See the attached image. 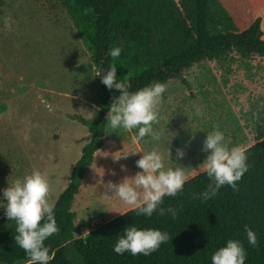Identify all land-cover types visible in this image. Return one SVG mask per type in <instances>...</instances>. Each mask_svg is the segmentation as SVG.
Returning a JSON list of instances; mask_svg holds the SVG:
<instances>
[{
  "label": "trees",
  "instance_id": "16d2710c",
  "mask_svg": "<svg viewBox=\"0 0 264 264\" xmlns=\"http://www.w3.org/2000/svg\"><path fill=\"white\" fill-rule=\"evenodd\" d=\"M59 1L81 36L95 72L116 65L117 77L128 81L129 91L172 79L189 87L188 71L203 60L229 66L235 54L243 59L264 57V0ZM116 46L122 51L113 58L109 49ZM97 82L98 99L91 117L72 116L86 127L89 139L54 202L59 231L44 242L53 255L49 264H211L212 253L228 239L243 243L244 264H264V129L259 125L254 143L245 147L249 168L237 182V191L225 185L207 201L194 198L209 183L202 170L175 197H164L161 206L175 208V219L157 212L137 216L130 208L75 237L73 200L104 143L106 113L119 95L100 76ZM261 99L264 102V92ZM129 224L167 231L170 239L150 255L117 254L113 245ZM245 224L255 230L256 246L248 244ZM14 235V221L0 217V263L28 264Z\"/></svg>",
  "mask_w": 264,
  "mask_h": 264
},
{
  "label": "rangeland",
  "instance_id": "374dc122",
  "mask_svg": "<svg viewBox=\"0 0 264 264\" xmlns=\"http://www.w3.org/2000/svg\"><path fill=\"white\" fill-rule=\"evenodd\" d=\"M5 18L10 26H5ZM234 58L229 66L203 60L188 71L189 87L177 79L168 87L212 98L205 109L220 113L214 120L227 116L230 132L237 124L245 148L254 143L257 126L264 129V57ZM95 74L90 54L59 0H0V188L39 169L48 177L54 204L89 139L86 127L72 116L91 117L99 93ZM171 92L166 100L181 97ZM188 95L193 99L192 92ZM125 132L106 123L104 145L73 200L75 237L129 206L105 195L111 194L105 188L109 181L118 183L138 169L136 157L130 155L135 149L132 137ZM159 149L169 150L168 143Z\"/></svg>",
  "mask_w": 264,
  "mask_h": 264
},
{
  "label": "clouds",
  "instance_id": "9594fccd",
  "mask_svg": "<svg viewBox=\"0 0 264 264\" xmlns=\"http://www.w3.org/2000/svg\"><path fill=\"white\" fill-rule=\"evenodd\" d=\"M4 24L10 26L8 18H5ZM121 51L122 48L116 46L109 49V55L116 58L120 56ZM95 76H100L101 82L108 89L119 91V95L115 96L109 105L106 116V123L110 129L114 131L136 129L132 136L133 143L139 142L145 136H151L154 140L160 139L161 133L153 129V124L157 122L159 104L166 93L165 83L152 81L144 87L129 91L128 81L118 79L116 65L98 69ZM202 151L207 153L203 160V168L209 183L205 190L194 194V198L207 201L214 198L225 185L237 191L239 187L237 182L249 168L246 149L239 145L230 147L225 142L224 133L213 127L207 131ZM131 152L142 153L135 161L140 170L118 183L109 181L105 188L111 194L105 195L109 199L115 195L131 206L137 216L150 217L153 212H157L159 215L169 214L175 219L177 210L171 206L165 208L161 205L165 196L175 197L183 191L185 182L189 179L185 168L180 165L165 167L164 157L155 149ZM168 154L171 156L170 150ZM183 155V150L177 148L176 159H181ZM49 192L48 177L39 169H33L8 183L7 187L0 188L2 201L0 207L4 208L8 220L14 221V241L24 250L28 264H49L53 259L48 246L44 243L59 231ZM122 231L123 234L117 235L113 245V251L117 254L128 252L133 256L150 255L170 239L167 231L158 228H138L135 224L125 226ZM244 231L248 244L256 246L258 240L255 230L245 224ZM245 259L246 250L243 243L237 239H228L212 253L211 264H244Z\"/></svg>",
  "mask_w": 264,
  "mask_h": 264
},
{
  "label": "crops",
  "instance_id": "0c3cea01",
  "mask_svg": "<svg viewBox=\"0 0 264 264\" xmlns=\"http://www.w3.org/2000/svg\"><path fill=\"white\" fill-rule=\"evenodd\" d=\"M173 80L174 79L170 81ZM168 83L166 92L169 91V89L171 91L175 90L181 97H178L177 99L176 97H169V99L166 100L165 97H168V95H170V93L172 92L169 91L170 93H168V95H165L167 93L164 94V97L162 98L159 105L157 122L153 124V129L161 133L160 139L154 140L151 136H145L139 142L134 143L135 149L132 151L141 149H155L164 157L165 167H176L180 165L185 168V171L190 178L200 171L204 170L203 160L205 159L207 153L202 151V143L206 137L207 131H210L213 127H216L224 133L225 142L230 147L235 145L243 147L244 135L242 129L239 128L236 124L232 130L233 132H230L227 125V116H225L224 121H221L220 119L214 120V116L216 115L215 117L219 118L220 113L216 111L211 114L209 112L210 110L207 111L205 109L206 103L212 98L201 96L198 92L194 93L193 90L186 88L171 89V87H168ZM189 91L194 94L193 99L189 97ZM164 98L166 101L164 100ZM164 102L166 105L164 104ZM225 110H227L226 107ZM160 127H162L163 129H160ZM128 132L130 133L131 137L135 133L134 130L126 131L125 133ZM164 143H168L171 156H169L168 150L164 151L159 149L160 145ZM177 148L182 149L184 152L183 157L178 160L176 159ZM99 150L95 152L94 158L96 154H98ZM130 155L135 156L136 159H138L140 155H142V153L137 152L133 154L132 152H130ZM139 170L140 169L131 170L132 176L135 175V173ZM128 207H124L120 212L115 213L114 216L132 208L131 206L129 208Z\"/></svg>",
  "mask_w": 264,
  "mask_h": 264
}]
</instances>
